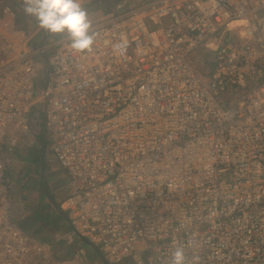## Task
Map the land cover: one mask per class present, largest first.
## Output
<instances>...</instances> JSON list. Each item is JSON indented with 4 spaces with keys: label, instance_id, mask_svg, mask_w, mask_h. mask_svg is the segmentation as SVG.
I'll return each instance as SVG.
<instances>
[{
    "label": "built area",
    "instance_id": "obj_1",
    "mask_svg": "<svg viewBox=\"0 0 264 264\" xmlns=\"http://www.w3.org/2000/svg\"><path fill=\"white\" fill-rule=\"evenodd\" d=\"M17 15L1 4L0 264H88L13 220L11 152L32 141L40 102L70 238L106 264H171L177 247L187 264H264V0H145L92 23L83 52L69 36L35 47ZM201 47L210 86L193 66L205 59H188Z\"/></svg>",
    "mask_w": 264,
    "mask_h": 264
},
{
    "label": "crops",
    "instance_id": "obj_2",
    "mask_svg": "<svg viewBox=\"0 0 264 264\" xmlns=\"http://www.w3.org/2000/svg\"><path fill=\"white\" fill-rule=\"evenodd\" d=\"M10 1H14L20 6L19 9L17 8L19 10L17 11L18 25L21 27H29L27 24V15L23 11V7H21L23 0ZM4 2L6 1L0 0V6ZM40 117L42 118V115H40ZM30 118L31 127L33 126L34 128L35 124L33 123L34 119L36 118H33L31 115ZM40 120L41 119L38 120V123L36 125L37 127L39 126L42 129L43 125L41 126V124L39 123ZM42 132L43 131H36L35 134L37 135V137H32V141L23 146L13 149V151L11 152V157L14 159L15 163L14 166L7 171V178L10 182H14V186L12 187L11 192L14 198V223L17 227L27 232L32 238L40 241L41 243L49 244L51 250L53 251L54 258L59 261L65 262L71 260L75 257L78 251L83 250L85 252L86 261L88 264H106L101 253L97 249L91 247L86 241L80 239L79 237H76L75 235L72 238L69 237L73 235V229L69 223L67 214L60 210L59 204L57 202H54L55 206H52L53 201H51V193H49L48 190L44 193L38 192L39 189H37V179L35 181L30 178H34V176L32 175H35L37 173V167L36 165L31 166L29 164V156L32 158L31 155L38 154L39 160H41L42 152H48L49 154H51L52 161L57 162L56 158L49 148L48 141L44 140ZM32 151L34 152L31 154ZM32 162L36 164L35 160ZM38 164L39 163L37 162V165ZM62 172L63 174L67 175L64 169ZM21 179V185L18 186ZM54 182L55 181H53V183ZM66 185L67 190L68 183ZM63 188L62 192L65 191L63 190ZM52 192H54V194H60L61 190H55L53 186ZM58 233H60L61 236L60 240L54 237V234ZM87 245H89L90 247H88Z\"/></svg>",
    "mask_w": 264,
    "mask_h": 264
},
{
    "label": "rangeland",
    "instance_id": "obj_3",
    "mask_svg": "<svg viewBox=\"0 0 264 264\" xmlns=\"http://www.w3.org/2000/svg\"><path fill=\"white\" fill-rule=\"evenodd\" d=\"M4 1L13 4L14 7H16V9L20 8V6L14 1H12V2L10 0H4ZM143 3H145V0H107V1L99 2L95 6L94 9L89 10V11L87 10V11L89 14V19L91 20V24L92 23L94 24L98 20H102V19L105 20L108 17H111L114 14H117L118 12L120 13L121 10H126V9L131 8L132 6L135 7V6L141 5ZM21 7H23V3L21 4ZM84 8H86V7H84ZM18 9H17V11H19ZM27 18H28L27 24L29 27H27V26H25V27L23 26V27L25 29L29 30L30 32H33V33H36L39 31L37 36L34 39V42H33L35 47L39 46L41 44V42L46 41L45 43H47V42H50L51 39L63 38V37L68 36L67 33H65L63 35H54V34L48 33L44 29H42L38 26V23L34 17L27 15ZM226 36L236 40L238 43L241 42V39L239 38L237 31L228 32V33H226ZM48 39H50V40H48ZM196 57H198V58L200 57V59L201 58L205 59V65L204 66L193 65V61ZM188 59H189L190 63L195 67V71L201 77L204 84L206 86H210L211 76L206 73V69L209 68L211 71H214L216 68V60H214V56H213L211 50L206 49L204 47H201L196 52L191 53L190 56L188 57ZM40 87H41V84L38 82L37 83L36 97L42 95V89H40ZM43 107H44V104L42 102H40V103H37L36 105H34V107L32 108L31 116L33 118H36V119H34V123H33V124H35V126H34L35 129L32 126V137H34V136L37 137V135L35 134L36 131H39V132L42 131L41 127H39V126L37 127L36 124L38 123V120L41 119L39 121V123L42 126L43 121H42V118L39 116L38 110H41ZM42 135H43V132H42ZM46 140L48 141V143H50V142H52L53 138L50 134H47ZM33 152L34 151H32L31 154ZM31 156H32V158L30 156L28 157V161H29V164L31 166L36 165V167H37L36 168V170H37L36 174L37 175L36 174L32 175V176H34V178L33 177H30V178L32 180H35V181L37 179L36 182L38 183V187H37V189H39L38 192L44 193V192H47V190H48V192L51 193V195H52L51 196V201H53L52 206H55L54 202L55 203L57 202L60 205V203L65 199L64 197L68 196V193H67L68 189L66 190V187H67L66 184L68 183V176L66 174H63V172H62L63 169L57 162L52 161L51 154H49L48 152H46V153L42 152L41 160H39L38 154L37 155L36 154L31 155ZM34 160H35L36 164L32 162ZM37 162L39 163L38 165H37ZM52 180L55 182L53 183ZM21 182H22V179L20 180L18 186L21 185ZM53 186H54L55 190H61V192H62V188L64 187L63 190H65V191L62 193L60 192V194H57V193L54 194V192H52ZM42 199H44V198H42ZM59 208H60V206H59ZM87 246L90 247L89 245H87ZM132 263L133 262L131 259H126V260L121 261L118 264H132Z\"/></svg>",
    "mask_w": 264,
    "mask_h": 264
},
{
    "label": "clouds",
    "instance_id": "obj_4",
    "mask_svg": "<svg viewBox=\"0 0 264 264\" xmlns=\"http://www.w3.org/2000/svg\"><path fill=\"white\" fill-rule=\"evenodd\" d=\"M23 11L32 16L38 26L54 35L68 34L71 49L79 52L90 50L94 37L91 20L80 0H23ZM198 261L199 257H193ZM171 264H187L184 247L172 253Z\"/></svg>",
    "mask_w": 264,
    "mask_h": 264
},
{
    "label": "trees",
    "instance_id": "obj_5",
    "mask_svg": "<svg viewBox=\"0 0 264 264\" xmlns=\"http://www.w3.org/2000/svg\"><path fill=\"white\" fill-rule=\"evenodd\" d=\"M101 1H107V0H97L96 2H94L93 4L89 5V6H86V9L89 11V10H92L95 8V6L101 2Z\"/></svg>",
    "mask_w": 264,
    "mask_h": 264
}]
</instances>
